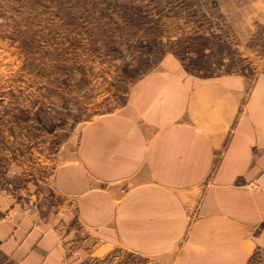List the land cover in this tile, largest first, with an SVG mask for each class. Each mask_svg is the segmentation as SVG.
<instances>
[{
  "label": "crops",
  "instance_id": "1",
  "mask_svg": "<svg viewBox=\"0 0 264 264\" xmlns=\"http://www.w3.org/2000/svg\"><path fill=\"white\" fill-rule=\"evenodd\" d=\"M263 172L264 75L249 89L169 58L125 108L83 127L53 185L79 201L93 247L119 245L160 264H249L264 251V176L251 185ZM75 238L0 195V264L93 257L91 245L66 248Z\"/></svg>",
  "mask_w": 264,
  "mask_h": 264
},
{
  "label": "rangeland",
  "instance_id": "2",
  "mask_svg": "<svg viewBox=\"0 0 264 264\" xmlns=\"http://www.w3.org/2000/svg\"><path fill=\"white\" fill-rule=\"evenodd\" d=\"M169 58L250 89L264 75V2L0 0V195L76 237L68 250L91 245L94 256L79 264H160L119 245L94 248L79 201L53 183L83 127L125 108ZM249 264H264V251Z\"/></svg>",
  "mask_w": 264,
  "mask_h": 264
},
{
  "label": "built area",
  "instance_id": "3",
  "mask_svg": "<svg viewBox=\"0 0 264 264\" xmlns=\"http://www.w3.org/2000/svg\"><path fill=\"white\" fill-rule=\"evenodd\" d=\"M263 176H264V172L261 173V174L256 178V180L253 181V182L251 183V185H252L253 187H258V186H259V181L262 179Z\"/></svg>",
  "mask_w": 264,
  "mask_h": 264
}]
</instances>
